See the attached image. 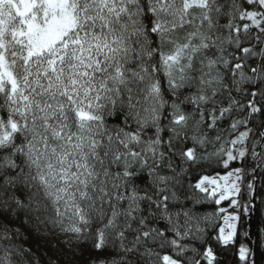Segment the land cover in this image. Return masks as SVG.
Wrapping results in <instances>:
<instances>
[{
  "label": "snow or ice",
  "instance_id": "6c2138e0",
  "mask_svg": "<svg viewBox=\"0 0 264 264\" xmlns=\"http://www.w3.org/2000/svg\"><path fill=\"white\" fill-rule=\"evenodd\" d=\"M262 37L264 0H0V264H30L14 240L39 224L90 241L85 264H213L181 177L210 132L264 118ZM241 172L188 188L237 206Z\"/></svg>",
  "mask_w": 264,
  "mask_h": 264
},
{
  "label": "trees",
  "instance_id": "16d2710c",
  "mask_svg": "<svg viewBox=\"0 0 264 264\" xmlns=\"http://www.w3.org/2000/svg\"><path fill=\"white\" fill-rule=\"evenodd\" d=\"M224 22V21H222ZM226 34V33H225ZM251 44L256 45L255 41H251ZM259 48V45H257ZM3 101L0 100V103ZM256 117L255 127L252 133V144L248 148V151L244 158L236 159L229 162V167L223 166V159L219 156L210 155L215 153L221 146L224 145L231 130L225 124L221 139L215 140L216 132H210L209 141L203 148H199V155L201 157H208L207 159H200L198 163L192 164L191 166L185 164L184 167L187 171L181 177L183 181L184 190L191 196L198 198L200 203H193V201H185L189 208L200 215L201 217H209L210 222H202L201 227L205 228L204 238L205 241L189 239V247H195L199 250L200 255L196 258L200 259L205 248H211L215 256L213 264H250L249 252L246 254L244 261L240 260L239 249L241 246H248L250 249V237L252 233L251 229V218H246V213L241 215L238 222L237 232L235 235L234 242H229L227 245L221 241L215 239L218 235V228L220 225V211L219 207L227 204L226 201H222L221 204L217 205L213 199L206 196L204 193L195 191L188 188L189 183H195L200 176L210 175L213 173H224L233 167H242V192L241 200L242 203L247 204L248 196L251 188L249 184L253 183V171L256 166L255 156L253 151H257V145L259 143L261 132L260 129L264 125V118L259 114L253 116ZM264 133V130H263ZM182 143L177 142L178 146ZM189 146H191L189 144ZM264 142L262 145V151L260 154L261 162L264 160L263 155ZM258 173V170H257ZM144 175H147L145 172ZM259 187L257 186V193ZM258 195V194H257ZM247 206V205H246ZM260 203L256 200V232H257V253H256V264H264V246H260L259 230H260V219H259V208ZM32 236L29 239L28 233L21 230V235L14 240V243L25 248L30 249L31 261L30 264H85L89 260L91 248V242L77 241L71 234L64 233L59 227H55L51 224L44 225H32ZM3 243V242H0ZM249 251V250H248ZM171 254L170 250H162L161 255ZM192 252H188L186 256H192ZM181 259H186L182 257ZM202 264H207L206 260H202Z\"/></svg>",
  "mask_w": 264,
  "mask_h": 264
},
{
  "label": "rangeland",
  "instance_id": "374dc122",
  "mask_svg": "<svg viewBox=\"0 0 264 264\" xmlns=\"http://www.w3.org/2000/svg\"><path fill=\"white\" fill-rule=\"evenodd\" d=\"M236 22L240 23L241 25L243 23V22H241L239 20H237ZM248 23H250V22H248ZM252 32H253V39L251 41H255L254 37H255L256 30L253 29ZM262 39H264V37H262ZM259 47H264V45H259ZM255 122H256V117H254V118L252 117L251 120L247 123L246 126L245 125H241L236 130L231 131V134L227 138L226 142H224L223 148L225 150L231 149L234 153H238L239 150L243 149L247 153L248 148L252 144V133H253V129L255 127ZM245 131H248L249 135L247 136V138L242 143L238 142L235 145H232L230 143V141L232 139L237 138L241 132H245ZM263 155H264V150H263ZM237 159H240L238 157V155H237ZM234 168H241L242 169V167L237 166V167H233V168L229 169L227 172L232 171ZM227 172H224V173H213V174H210L208 176H210L212 178H215V179H217L219 181V176L226 175ZM257 177H258V187H259V192L257 193L258 194L257 195V200L260 203L259 219H260V223H261L260 224V230H259V239H260V246L263 247L264 246V160L261 162V160L259 159L258 176ZM219 183H223V181H219ZM229 183H231V180L229 181ZM237 183H238L240 191H239L238 194H234L231 197V198H234V199L237 200V202H238L237 206H231V200L229 199V200H224V201L227 202V204L219 207V208L226 209V212H224V213L220 212V225H219V227L224 225L223 217L225 215L235 214V215L238 216V220L233 222L236 225V227H235V235H236V232H237L238 222H239V220L241 218V215L245 214L246 210H247L246 202L242 203V200H241L242 172H241V179L239 181H237ZM209 191H211V187L209 188ZM217 192H219V189L217 190ZM209 197L215 201L214 198H212L211 196H209ZM235 235H234L233 239L231 241H229V242H234ZM244 248L247 250V252H246V254H247L249 252L248 251L249 248H248V246H244Z\"/></svg>",
  "mask_w": 264,
  "mask_h": 264
},
{
  "label": "water",
  "instance_id": "95a60500",
  "mask_svg": "<svg viewBox=\"0 0 264 264\" xmlns=\"http://www.w3.org/2000/svg\"><path fill=\"white\" fill-rule=\"evenodd\" d=\"M264 125L261 127L260 132H261V137L259 140V143L257 145V151L255 155V161H256V166L253 171V183H252V188L248 196V201H247V213H246V218L250 217L251 218V237L249 239L250 241V249H249V262L250 264H256V253H257V232H256V225H255V220H256V200H257V186H258V166H259V159H260V154L262 151V145L264 142Z\"/></svg>",
  "mask_w": 264,
  "mask_h": 264
}]
</instances>
